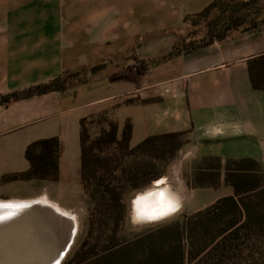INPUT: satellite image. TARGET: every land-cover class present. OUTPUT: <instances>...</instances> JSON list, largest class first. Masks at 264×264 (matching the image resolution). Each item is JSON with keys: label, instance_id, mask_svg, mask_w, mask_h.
Returning <instances> with one entry per match:
<instances>
[{"label": "crops", "instance_id": "crops-1", "mask_svg": "<svg viewBox=\"0 0 264 264\" xmlns=\"http://www.w3.org/2000/svg\"><path fill=\"white\" fill-rule=\"evenodd\" d=\"M215 1L0 0V141L14 133L29 134L49 120L51 112L46 114L50 110L44 107H79L83 88L78 87L1 102L3 96L77 68V57L72 61L68 49H164L156 54L164 58L156 75L144 55L133 57L148 63L150 73L139 87L121 81L126 87L119 131L130 122L131 147L149 136L187 132L179 153L221 160L219 186L200 188L206 193L202 204H193V213L233 195L224 180L227 159L255 160L264 173V90L252 86L249 74V63L264 54V28L235 31L208 46L176 52L189 28L185 18ZM163 31L170 33L156 35ZM142 33L149 39L138 40ZM71 99L75 106L68 105Z\"/></svg>", "mask_w": 264, "mask_h": 264}, {"label": "trees", "instance_id": "trees-1", "mask_svg": "<svg viewBox=\"0 0 264 264\" xmlns=\"http://www.w3.org/2000/svg\"><path fill=\"white\" fill-rule=\"evenodd\" d=\"M211 3L203 12L215 6ZM260 32L255 28H250ZM226 35V34H225ZM225 35L208 33L198 44H192L187 51L208 46ZM150 73L149 64L136 59L124 71L114 73L112 81H125L141 85L142 79ZM252 86L264 90V54L249 63ZM65 90L64 79L57 77L47 83L31 86L1 98L2 103L26 100L35 96ZM140 101V99H137ZM145 102V101H142ZM86 117L79 120L80 169L79 181L84 193L91 199L88 236L83 248L89 246L76 264H241L245 246L252 237L264 236V173L255 160L227 159L224 164L225 183L233 188V195L220 198L213 204L191 214L152 225L128 241L117 243L119 229L123 227L126 214L127 195L131 189L142 187L162 174H147L146 168L155 161L173 160L187 143V132L154 135L145 138L134 147L130 146L132 126L129 121L122 131L116 123L92 138L86 126ZM185 137L186 140L183 138ZM121 147L123 158L141 152L143 159L136 164L134 176L126 182L141 181L130 190H117L115 181H121L119 161L109 153L102 155L104 147ZM63 151L58 137L41 138L30 142L24 153L29 168L6 177L10 181L34 179L57 182L60 172V156ZM219 162L221 169V160ZM131 172V171H130ZM120 173V175H118ZM125 174V172L123 173ZM220 176L208 187L217 188ZM118 184V183H117ZM103 236L111 244L105 246V255H95ZM114 244V245H113ZM237 251L239 253L237 257ZM93 256V257H92ZM92 262V258H95ZM235 259L237 261H235Z\"/></svg>", "mask_w": 264, "mask_h": 264}, {"label": "rangeland", "instance_id": "rangeland-1", "mask_svg": "<svg viewBox=\"0 0 264 264\" xmlns=\"http://www.w3.org/2000/svg\"><path fill=\"white\" fill-rule=\"evenodd\" d=\"M189 28L184 32V42H179L176 52L188 50L190 45L202 42L203 38L211 33L215 36L227 35L235 31H245L250 28L257 30L264 28V0H218L214 7L207 12L201 11L196 15L185 18ZM170 32H158L156 35H167ZM148 35V34H147ZM142 33L137 39H149ZM187 39V40H186ZM164 49L156 48H100V49H68L72 54V61L76 59L77 68L66 70L62 78L65 89H82L79 91L77 103L79 107H44L50 112V119L43 121L37 128H32L29 134H10L6 140L0 141V201H26L46 198L50 205H56L65 210L73 217L76 225L72 242L63 256L60 264H76L84 252L89 251V246L83 248L88 236L89 211L92 207L91 199L84 193L79 181L80 169V147H79V116L87 118L86 126L89 135L94 138L103 130L108 129L110 123L121 126V94L125 90L121 82L112 81L110 77L118 72L126 70L134 64L133 57L140 53L149 61L154 69V75L162 68V61L156 58L158 51ZM77 52V53H76ZM93 88V95L84 89ZM91 102L87 107L83 105ZM68 105L75 106L71 99ZM34 108L31 107L30 111ZM54 130V131H53ZM57 136L64 141L61 157L59 180L51 182L48 180L10 181L6 177L15 173L23 172L29 168L24 153L27 145L37 139ZM184 140L185 137L183 138ZM187 144V143H186ZM186 144L182 147L185 148ZM109 153L119 161L118 175L121 181H115L117 190H130L137 182H126L125 179L134 176L136 164L141 163L143 156L141 152L123 158L125 154L121 147H104L102 155ZM146 168V173L154 175L162 174L168 177L170 182L183 197V204L179 211L159 222L143 225H133L125 219L123 227L119 229L117 245L128 241L140 234L152 225L179 218L182 214H191L195 210V204L200 201L206 193L200 188L208 187V184L216 182L222 171L219 162L213 157L199 158L188 153H177L170 161H155ZM131 171V172H130ZM125 172V174H123ZM220 178V177H219ZM118 183V184H117ZM198 188V189H197ZM197 189V190H195ZM127 200L130 195H127ZM194 204V205H193ZM243 250L242 257H246L241 264H264V236L252 237ZM111 244L109 238L103 236L95 252L97 257L104 256L105 246ZM114 245V244H113ZM237 252V251H235ZM104 254V255H103ZM237 257L239 253L237 252ZM93 257V256H92ZM92 258V262L95 259ZM235 261H237L235 259Z\"/></svg>", "mask_w": 264, "mask_h": 264}, {"label": "bare ground", "instance_id": "bare-ground-1", "mask_svg": "<svg viewBox=\"0 0 264 264\" xmlns=\"http://www.w3.org/2000/svg\"><path fill=\"white\" fill-rule=\"evenodd\" d=\"M16 213L22 217L14 218L11 225L31 226L26 229L29 241L22 249L31 250L36 264H60L68 250L75 232L74 219L65 210L50 205L46 198L26 201H0V218ZM27 217V218H25ZM33 220L30 222V220ZM27 239H25L26 242Z\"/></svg>", "mask_w": 264, "mask_h": 264}, {"label": "clouds", "instance_id": "clouds-1", "mask_svg": "<svg viewBox=\"0 0 264 264\" xmlns=\"http://www.w3.org/2000/svg\"><path fill=\"white\" fill-rule=\"evenodd\" d=\"M129 195L126 214L133 225L159 222L179 211L183 204L182 195L166 176L131 189Z\"/></svg>", "mask_w": 264, "mask_h": 264}, {"label": "water", "instance_id": "water-1", "mask_svg": "<svg viewBox=\"0 0 264 264\" xmlns=\"http://www.w3.org/2000/svg\"><path fill=\"white\" fill-rule=\"evenodd\" d=\"M17 217L22 216L12 213L0 218V264H36L31 258V250L22 251L24 250L22 247L26 246L30 238V233H28L29 236L26 234L25 227L34 231L31 228V226L34 227V222L29 219L32 225L25 227L18 224L11 225ZM25 239H27L26 242Z\"/></svg>", "mask_w": 264, "mask_h": 264}]
</instances>
